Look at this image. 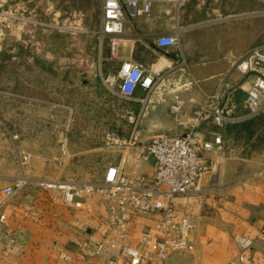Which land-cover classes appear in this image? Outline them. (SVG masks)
<instances>
[{"label": "rangeland", "instance_id": "obj_1", "mask_svg": "<svg viewBox=\"0 0 264 264\" xmlns=\"http://www.w3.org/2000/svg\"><path fill=\"white\" fill-rule=\"evenodd\" d=\"M158 4L144 27L127 25L121 37L127 42L145 36L142 44L147 48L156 32L174 34L179 42L173 53L149 56L155 66L147 54L141 56L147 71L159 72L157 85L174 90L167 94L169 103L145 116L144 108L137 114L138 97L124 100L109 88L107 77L116 76L119 62L109 59L106 42L97 37L100 0H0V176L13 177L30 164L32 155L22 168L18 164L14 133L19 131L34 135L23 138L25 147L52 150L35 155L37 169L56 184L97 182L110 164L120 163L130 176L142 173L141 151L152 136L165 134L157 123L178 125L186 132L169 111L172 97L179 99L185 118L215 90L202 77L230 70L246 50L264 45V0ZM177 52L185 60L183 67L170 62ZM128 113L139 116L135 130ZM238 114H245L242 105ZM221 131L213 125L201 127L205 140ZM256 136L247 143L227 138L222 151L206 154L217 164L221 161L225 174L230 172L229 186L239 183L240 172L252 177L254 154L264 151V123L258 124Z\"/></svg>", "mask_w": 264, "mask_h": 264}, {"label": "built area", "instance_id": "obj_2", "mask_svg": "<svg viewBox=\"0 0 264 264\" xmlns=\"http://www.w3.org/2000/svg\"><path fill=\"white\" fill-rule=\"evenodd\" d=\"M178 0H100L99 42H106L110 51L109 59H117L119 39L123 36L125 25L140 18L148 17L154 4L177 2ZM153 44L162 51L179 46L174 34H159ZM175 61L185 66L183 56L177 52ZM237 74L242 79L232 82L231 76ZM109 88L124 100H132L137 88L151 91L161 81L159 72H149L134 60H122L116 76L107 77ZM108 89V88H107ZM244 94L242 101L245 114H238L239 106L232 101L235 91ZM169 111L176 121L185 128V133L176 136L158 134L152 136L141 151L138 164L144 167L151 159L154 162L151 172H142L134 176L126 174L122 165L110 164L97 182H63L47 184L63 194V200L69 206L79 208L75 198L97 195L105 206V215L98 223L97 232L102 242L96 248L106 256L104 264H118L119 260L127 264H150L148 252L140 247L154 245L153 261L162 264L166 257L177 251H190L189 241L193 224L186 213L178 214L174 201L185 198L197 189L201 176L213 172L217 163L206 156L207 153L220 152L225 145L221 134H212L209 140L203 138L201 127L213 125L219 128L228 123L238 122L264 113V45H257L242 53L232 64L230 70L219 77L211 96L198 104L185 118L182 117V105L174 96ZM139 116L128 113L127 121L136 129ZM17 139V136H14ZM29 154L18 156L20 168L29 161ZM22 175L11 186L2 189L5 199L11 198L26 184ZM1 205V204H0ZM1 207V206H0ZM138 214L156 216L152 227L140 231L138 244L132 242L128 227ZM264 238V226L259 230ZM238 254L234 260L224 264H251L254 240L242 235L233 237ZM14 244L10 238L6 249ZM59 264H72L67 253L61 254Z\"/></svg>", "mask_w": 264, "mask_h": 264}, {"label": "crops", "instance_id": "obj_3", "mask_svg": "<svg viewBox=\"0 0 264 264\" xmlns=\"http://www.w3.org/2000/svg\"><path fill=\"white\" fill-rule=\"evenodd\" d=\"M158 9L159 4H154L152 11ZM145 18L147 17L127 23L125 28L127 25H146L148 19ZM159 34L160 32H156L152 36ZM144 37L137 35L135 39L127 41L128 44L124 39H119L116 59L119 64L122 60H134L145 66L142 61L145 54L153 57L162 51L154 44L148 48L144 46ZM174 51L175 48H171L164 52ZM151 57L148 59L155 66V59ZM170 62L176 63L174 58ZM223 71L213 70L202 77L206 80L205 86L214 90L219 77L229 70ZM202 78L199 80H203ZM231 79L232 82L242 80L237 74H233ZM173 91L166 84H160L148 92L137 88L132 97H138L137 114L140 115L144 108L147 110L145 116H153L154 107L169 103L167 94ZM235 97L238 106L242 105L244 94L239 91ZM156 127L166 136L183 134V128L178 125L157 123ZM14 134L17 136V154L20 156L27 153L32 157L28 168L25 167L23 172L18 169V174L13 177L0 176V264H59L63 253L71 256L72 264H104L106 256L96 250L102 242L97 227L99 220L105 215L103 203L93 194L75 198L81 204L79 208L66 204L60 191L46 187L47 184L57 182L46 180L44 171L37 169L38 160L35 154H48L52 150L46 146L38 149L33 144L25 147L23 138L34 135L22 134L20 131ZM221 135L224 137L223 131ZM224 139L228 141L227 138ZM46 144L47 141H44L43 145ZM252 160L256 165L250 172L252 177L249 173L246 175L244 172H234L240 174H237L239 183L235 187L229 186L230 178H227V174L230 175V172L225 174L223 164L218 160L216 170L201 176L197 189L191 195L174 201L176 212L186 213L193 224L189 236L193 247L190 251L170 253L162 264H224L234 260L238 254L232 239L235 234L254 240L251 264H264V238L259 234L264 226V151L254 154ZM153 166L154 162L150 159L144 165V172H151ZM42 167L40 166L41 169ZM22 175L27 179L26 184L11 198L5 199L2 189L11 186ZM156 218L150 214H138L134 217L128 227L134 244H138L140 231L152 227ZM10 238L14 239V244L7 250L6 245ZM141 249L148 252L150 264H157L153 261L152 242L140 247ZM118 264L127 263L119 260ZM245 264H249V261Z\"/></svg>", "mask_w": 264, "mask_h": 264}, {"label": "trees", "instance_id": "obj_4", "mask_svg": "<svg viewBox=\"0 0 264 264\" xmlns=\"http://www.w3.org/2000/svg\"><path fill=\"white\" fill-rule=\"evenodd\" d=\"M239 92L238 90L233 93L234 97L232 101L238 105L236 102V93ZM232 95V96H233ZM264 123V118L262 116H253L238 122L228 123L225 125L223 129V135L225 138H234V139H242L244 143L249 142L253 137L256 136V128L258 124ZM260 145H252V149L258 148Z\"/></svg>", "mask_w": 264, "mask_h": 264}]
</instances>
